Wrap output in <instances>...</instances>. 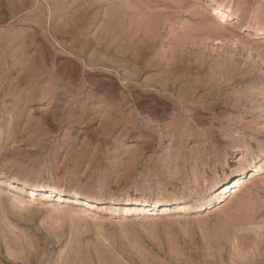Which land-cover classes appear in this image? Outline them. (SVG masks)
<instances>
[{
    "label": "rangeland",
    "instance_id": "obj_1",
    "mask_svg": "<svg viewBox=\"0 0 264 264\" xmlns=\"http://www.w3.org/2000/svg\"><path fill=\"white\" fill-rule=\"evenodd\" d=\"M0 264H264V0H0Z\"/></svg>",
    "mask_w": 264,
    "mask_h": 264
},
{
    "label": "bare ground",
    "instance_id": "obj_2",
    "mask_svg": "<svg viewBox=\"0 0 264 264\" xmlns=\"http://www.w3.org/2000/svg\"><path fill=\"white\" fill-rule=\"evenodd\" d=\"M220 7L221 6H217L214 10V12H218V11H220ZM219 13V12H218ZM221 15H223V14H221ZM223 19V18H222ZM71 55V54H70ZM173 64V63H172ZM173 66H175V67H177V65H173ZM88 68V67H87ZM90 68V67H89ZM172 68V67H171ZM175 69H173V71H174ZM132 73H134V72H132ZM127 75V74H126ZM129 75V74H128ZM133 75V74H132ZM121 76V75H120ZM175 76V75H174ZM129 77V76H128ZM126 79V78H125ZM129 80V79H128ZM172 80H174V79H172ZM147 84V83H146ZM145 84V85H146ZM183 91V90H182ZM181 93V92H180ZM183 94H184V91L182 92ZM182 95V94H181ZM185 95V94H184ZM186 96V95H185ZM184 100V99H183ZM181 101V100H180ZM249 170V169H248ZM257 171V170H256ZM253 172V171H252ZM255 172V171H254ZM255 174V173H254ZM243 176H245L244 175V173H242V175L240 176V177H238V178H236V179H234L231 183H230V185L232 184V186H231V189H232V191H234L236 188H238V187H240L241 185V183H243V182H245V181H243ZM244 180H246V179H244ZM3 182H6L7 183V185L10 187L9 189H16V190H21V192L23 191H29V194H30V196L32 197V198H34L35 196H36V194H39V195H42L43 197H47V198H52V197H57L58 198V200L59 201H62V200H64V199H67V200H71V201H77V202H81V203H83V204H85V205H89V203H93L94 201H95V199L94 198H89V197H85V198H83V199H81V198H79V197H76V193L74 194V193H72V194H65V193H63L61 190H58L57 188H55V187H51V186H40V185H38V186H33L32 188H30V187H28V186H26L25 184V186L23 185V186H20V184L19 183H16L15 181L13 182V181H10V180H8V181H3ZM219 184V183H218ZM229 184V183H228ZM45 185V184H44ZM227 186V185H226ZM225 185L224 186H222V187H219L218 185H216V188H218L217 189V191L219 192L220 190H223V188L224 187H226ZM228 190V189H227ZM15 191V190H14ZM19 192V191H18ZM21 192H20V194H21ZM212 192V191H211ZM217 192V193H218ZM229 192H231V191H229ZM214 193H216V192H214ZM232 193V192H231ZM28 194V193H27ZM213 194V193H212ZM228 194V193H227ZM22 195H25V193L24 194H22ZM38 195V196H39ZM218 195H222V196H219V197H217V200H218V202H219V204H221V202H222V198H223V196H224V191L223 192H221V193H219ZM226 195V194H225ZM27 196V195H26ZM23 197V196H22ZM36 198V197H35ZM46 198V199H47ZM74 198V199H73ZM111 199V198H110ZM120 199V200H119ZM31 200V199H30ZM215 200V199H214ZM34 201H36L35 199H34ZM65 201V200H64ZM129 201H135V203L137 202V205L139 206L140 204H144V205H146L147 206V209L146 210H155L156 211V209L158 208V207H160V206H162V205H171V204H174V203H172L171 201H165V200H155V201H151V202H149V201H147V200H145V199H140V200H135V197L133 196V195H131V194H125V195H122V196H120V197H118V198H116V199H111L110 200V203L113 205V204H116V203H124V202H129ZM63 202V201H62ZM98 202V201H97ZM109 202V201H108ZM148 202V203H147ZM223 202H224V200H223ZM104 204V203H103ZM98 205V204H97ZM216 205V204H215ZM115 206V205H114ZM178 206H180V210L181 209H186V208H189L187 205L185 206H183V205H178ZM219 207L220 206H222V204L221 205H218ZM167 207V206H166ZM165 207V208H166ZM179 209V208H178ZM141 211H144V209L142 208V209H140ZM159 210V209H158ZM187 210V209H186ZM123 212V211H122ZM121 212V213H122ZM126 212V211H125ZM125 212H124V214H125ZM139 212V211H138ZM153 212V211H152ZM144 213V212H143ZM131 214V213H130ZM133 214V213H132ZM131 214V215H132ZM129 216V215H128Z\"/></svg>",
    "mask_w": 264,
    "mask_h": 264
}]
</instances>
